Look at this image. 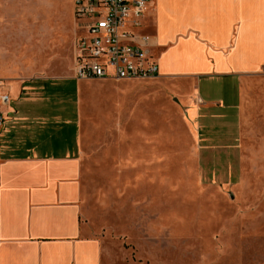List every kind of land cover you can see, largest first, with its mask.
Returning a JSON list of instances; mask_svg holds the SVG:
<instances>
[{"label": "rangeland", "instance_id": "rangeland-1", "mask_svg": "<svg viewBox=\"0 0 264 264\" xmlns=\"http://www.w3.org/2000/svg\"><path fill=\"white\" fill-rule=\"evenodd\" d=\"M255 1L242 40L253 29L263 44L264 0ZM86 24L74 0H0V95L17 79L53 80L45 107L60 115L49 120L55 151L76 139L74 128L56 129L76 116L79 81L60 79L74 74ZM243 45L248 61L264 59V47ZM255 73L246 82L253 104L243 129L238 119L226 125L237 140L243 135V153L204 147L196 137L187 113L191 80L80 83L83 221L110 250V264H264V66ZM201 82L204 93L211 86L212 97L232 98L222 79Z\"/></svg>", "mask_w": 264, "mask_h": 264}, {"label": "crops", "instance_id": "crops-1", "mask_svg": "<svg viewBox=\"0 0 264 264\" xmlns=\"http://www.w3.org/2000/svg\"><path fill=\"white\" fill-rule=\"evenodd\" d=\"M259 2L153 0L148 11L145 30L153 27L149 33L154 36L152 52L159 77L193 81L187 113L204 147L217 144L226 152L233 148L244 152L243 135L237 140L235 127L226 125L238 119L242 127L253 104L246 82L264 66V59L250 62L245 57L244 43H251L252 50L264 47L254 40V30L249 31L252 36L244 32L242 40L243 17L254 13L252 7ZM78 31L81 35L85 26ZM75 56L74 48L73 76L60 80L79 81L77 113L63 119L65 127L56 129L62 135L67 127L75 129L72 146L64 141L59 151L49 147V120L60 118L45 107L47 84L53 80L17 79L3 87L10 102L0 104L4 119L0 126V264H110L112 260L103 240L87 234L89 226L83 221L80 83L84 80L75 77ZM201 79H222L220 88L233 92L228 93L232 98L212 97L211 86L204 93Z\"/></svg>", "mask_w": 264, "mask_h": 264}, {"label": "built area", "instance_id": "built-area-1", "mask_svg": "<svg viewBox=\"0 0 264 264\" xmlns=\"http://www.w3.org/2000/svg\"><path fill=\"white\" fill-rule=\"evenodd\" d=\"M153 0H74L77 18L88 21L75 41L78 80H134L159 77L152 52L154 36L145 30ZM10 102L0 95V104ZM0 112V126L3 122Z\"/></svg>", "mask_w": 264, "mask_h": 264}]
</instances>
